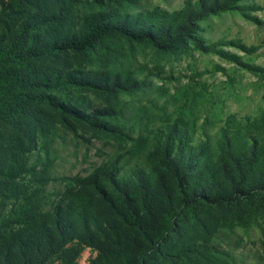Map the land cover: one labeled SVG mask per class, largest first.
<instances>
[{"label":"trees","instance_id":"16d2710c","mask_svg":"<svg viewBox=\"0 0 264 264\" xmlns=\"http://www.w3.org/2000/svg\"><path fill=\"white\" fill-rule=\"evenodd\" d=\"M243 1L189 0L172 13L155 9L129 15L127 0H115L117 10L100 12L88 23L75 18L74 3L101 8V0H17L0 9V264H79L86 249L96 254L90 264H222L212 240L187 236L182 227L193 216L202 223L193 213L201 205L239 206L264 192V109L255 118L229 117L217 152L207 143L196 148L203 178L191 176L189 163L172 159L192 142L182 118L177 121L181 126L176 122L155 132L150 153L149 164L158 163L170 180L159 181L141 168L123 173L120 158L86 177L63 180L47 167L40 169L34 159L42 144H50L57 125H65L63 115L101 129L53 93L101 91L93 81L101 73L90 71L79 79V72L63 67L66 55L124 38L163 50L190 41L199 51L239 62L238 56L216 52L217 44L206 45L199 32L200 22L211 16L247 10ZM248 69L264 75L263 68ZM114 75L136 83L128 72ZM221 175L229 190L213 201L217 193L204 183Z\"/></svg>","mask_w":264,"mask_h":264},{"label":"rangeland","instance_id":"374dc122","mask_svg":"<svg viewBox=\"0 0 264 264\" xmlns=\"http://www.w3.org/2000/svg\"><path fill=\"white\" fill-rule=\"evenodd\" d=\"M187 1L127 0L124 8H131L129 15L155 9L172 13L181 10ZM16 2L0 0V9ZM109 2L111 7H105ZM114 2L101 0V8L94 4L77 7L74 3L73 8L78 10L75 18L88 23L100 12L103 16L108 9L117 10ZM241 6L248 9L224 12L200 22L199 32L206 45L217 44L216 52L223 50L238 56L239 62L219 53L199 51L190 41L163 50L150 42L124 38L105 39L84 54L66 55L63 67L70 68L71 74L79 72V79L90 76V71L101 73V78L93 80L101 84V91L65 88L53 93L60 103L82 111L90 122L101 125V129L63 115L65 125H57L58 131L49 139L50 144H42L34 159L40 169L47 167L52 176L66 180L86 177L100 165L102 168L120 158L119 168H124L123 173L141 168L159 181L170 180L168 172L158 163L149 164L150 153L155 132L182 118L188 123L186 130L192 142L189 149L176 152L172 159L189 163L191 176L203 178V165L196 157V148L207 143L217 152V141L229 117L255 118L264 109V75L248 69L249 65L264 69V0H244ZM54 67L52 64L51 68ZM124 72L135 80L134 85L115 79L114 74ZM221 177L204 183V187L215 189L217 197L213 201L229 190ZM193 213L202 223L193 216L189 225L182 227L183 232L212 240L220 263L264 264V192L258 191L253 199L239 206L206 204ZM95 255L86 249L79 264H90Z\"/></svg>","mask_w":264,"mask_h":264}]
</instances>
